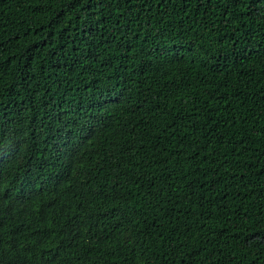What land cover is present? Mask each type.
Wrapping results in <instances>:
<instances>
[{
  "label": "trees",
  "instance_id": "obj_1",
  "mask_svg": "<svg viewBox=\"0 0 264 264\" xmlns=\"http://www.w3.org/2000/svg\"><path fill=\"white\" fill-rule=\"evenodd\" d=\"M0 264H264V0H0Z\"/></svg>",
  "mask_w": 264,
  "mask_h": 264
}]
</instances>
